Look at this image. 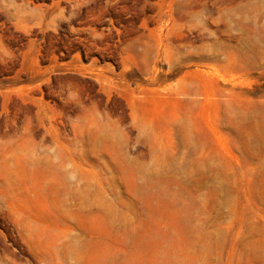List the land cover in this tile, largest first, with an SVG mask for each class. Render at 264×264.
Masks as SVG:
<instances>
[{
  "label": "rangeland",
  "instance_id": "obj_1",
  "mask_svg": "<svg viewBox=\"0 0 264 264\" xmlns=\"http://www.w3.org/2000/svg\"><path fill=\"white\" fill-rule=\"evenodd\" d=\"M0 264H264V0H0Z\"/></svg>",
  "mask_w": 264,
  "mask_h": 264
}]
</instances>
